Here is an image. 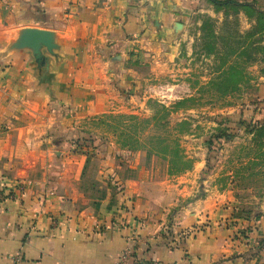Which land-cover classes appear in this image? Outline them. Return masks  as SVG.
<instances>
[{
    "label": "crops",
    "instance_id": "1",
    "mask_svg": "<svg viewBox=\"0 0 264 264\" xmlns=\"http://www.w3.org/2000/svg\"><path fill=\"white\" fill-rule=\"evenodd\" d=\"M211 9L206 0H0V264H117L126 251L129 264H264V228L237 214L247 206L205 197L180 216L139 155L125 162L109 145L87 155L75 144L82 118L136 91L134 60L176 58L180 35ZM28 26L55 33L59 48L42 64L11 46Z\"/></svg>",
    "mask_w": 264,
    "mask_h": 264
},
{
    "label": "rangeland",
    "instance_id": "2",
    "mask_svg": "<svg viewBox=\"0 0 264 264\" xmlns=\"http://www.w3.org/2000/svg\"><path fill=\"white\" fill-rule=\"evenodd\" d=\"M255 6L264 10V0H256ZM206 18L212 19L218 36V52L212 54L204 50L205 43L213 41L210 29L202 30ZM257 20L243 9L217 11L213 5L210 12L196 14L179 37L177 57L150 58L141 64L134 60L143 74L141 83L136 91L120 92L105 112L150 117L162 108L161 104L171 107L175 101L190 98L170 116V125L187 118L191 122L192 134H185L181 141L186 153L195 159L191 170L169 175L167 162L158 155L145 149H128L118 141V133L99 123L98 117L105 113L80 120L82 137L92 136L97 145L95 149L84 147L83 153L95 155L101 146L109 145L108 153L115 152L125 162L139 155L148 165L151 180L163 177L153 185L169 190L168 197L174 198L168 203L177 205L181 213L189 203L212 197L213 204L221 202L228 209L236 203L251 207H241V211L237 207V214L264 221V130L258 128L264 122V34L259 32ZM219 115L230 119L228 126L235 136L209 151L205 140L217 127ZM244 120H253L254 126L247 127L241 122Z\"/></svg>",
    "mask_w": 264,
    "mask_h": 264
},
{
    "label": "trees",
    "instance_id": "3",
    "mask_svg": "<svg viewBox=\"0 0 264 264\" xmlns=\"http://www.w3.org/2000/svg\"><path fill=\"white\" fill-rule=\"evenodd\" d=\"M211 3L217 11L223 8H230L234 12H239L241 9L245 11L248 17L257 18L259 32L264 34V10L260 7H253L256 0H207ZM255 8V9H254ZM254 12H253V10ZM226 14V12H225ZM211 18H206L202 24V30L206 31L210 29V38L213 41L205 43L204 50L208 54H212L216 51L218 36L213 30ZM264 52V46L262 47ZM191 100L190 98H184L175 101L171 107H167L161 104V109L156 111L150 117H141L135 113H105L98 117L99 123L108 126L112 131L118 133V141L132 151H138L145 149L154 153L165 160L168 164L169 175H179L189 171L193 168L195 159L189 156L185 148L182 146V137L185 134H192V127L190 120L183 119L175 122L174 126H171L170 116L177 112V108L185 106L186 102ZM217 127L214 128V132L205 140V144L209 151H214L221 147L224 141L231 140L235 134L232 132L231 127L228 126L230 119L217 116ZM246 126H254L253 120L241 121ZM256 125V123H255ZM264 130V122L258 127ZM95 139L90 136L79 137L75 142L77 149L84 150V147L95 149ZM264 225L259 223L254 230H260ZM259 249L264 248V237L259 242Z\"/></svg>",
    "mask_w": 264,
    "mask_h": 264
},
{
    "label": "water",
    "instance_id": "4",
    "mask_svg": "<svg viewBox=\"0 0 264 264\" xmlns=\"http://www.w3.org/2000/svg\"><path fill=\"white\" fill-rule=\"evenodd\" d=\"M181 26V23H177L178 28ZM11 46L14 49L32 51L40 64L47 58L44 51H47L49 55H56V50L59 48L55 33L50 29L38 27L22 28Z\"/></svg>",
    "mask_w": 264,
    "mask_h": 264
},
{
    "label": "built area",
    "instance_id": "5",
    "mask_svg": "<svg viewBox=\"0 0 264 264\" xmlns=\"http://www.w3.org/2000/svg\"><path fill=\"white\" fill-rule=\"evenodd\" d=\"M131 258V253L129 251L124 252L121 256L117 264H129ZM158 264V263H151Z\"/></svg>",
    "mask_w": 264,
    "mask_h": 264
}]
</instances>
